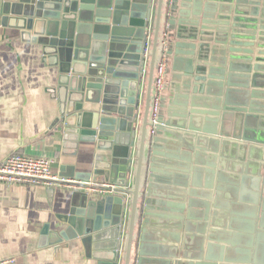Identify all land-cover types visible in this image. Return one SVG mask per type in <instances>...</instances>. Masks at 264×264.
<instances>
[{
	"label": "water",
	"instance_id": "1",
	"mask_svg": "<svg viewBox=\"0 0 264 264\" xmlns=\"http://www.w3.org/2000/svg\"><path fill=\"white\" fill-rule=\"evenodd\" d=\"M231 2L4 0L2 23L58 69L51 90L64 153L77 154L80 143L107 153L90 171L63 164L60 175L114 186L74 190L41 247L57 257L81 248L95 264H184L180 253L188 264H248L254 245L255 264H264V0H236L232 18ZM164 54L178 83L155 124ZM166 190L178 203L160 202ZM226 191L247 206L236 213L234 251L218 213Z\"/></svg>",
	"mask_w": 264,
	"mask_h": 264
},
{
	"label": "crops",
	"instance_id": "2",
	"mask_svg": "<svg viewBox=\"0 0 264 264\" xmlns=\"http://www.w3.org/2000/svg\"><path fill=\"white\" fill-rule=\"evenodd\" d=\"M3 3L4 0H0V163L12 153L24 152L36 157L52 158V169L58 174L63 164H73L78 171H90L95 159L102 158L107 153L98 150L92 143H80L75 155L64 153L62 137L56 125L59 102L51 90L56 86L58 69L44 63L39 46L21 40L18 28L2 23ZM219 4L226 3L219 1ZM229 4L232 12L226 15L232 18L235 17L236 0ZM172 66V62L167 64L166 87L160 104L159 114L165 116V119L174 96V86L177 82L175 77L179 75ZM259 131L252 133L250 130L246 135L259 136ZM261 133L264 135V130H261ZM227 149L230 154L236 153L231 150V145ZM182 151H186L185 147ZM231 171H228L230 177L228 180L238 179V175ZM101 182L98 179L97 182L92 181L90 184L97 185ZM245 184L248 188L252 187L250 180L245 181ZM49 187L54 186L0 182V261L14 257L15 262L11 264H95V261L85 258L81 248L62 249L60 257H57L53 247L40 246L44 227L49 223L55 225L56 215L65 210V203L74 191L72 188L54 187L53 194H50ZM168 191L166 190L165 198L160 202L178 203L172 199L173 195ZM232 195L230 191L222 195L219 200L222 209L218 213L221 219L226 221L227 226L224 230L230 234L226 239L235 244L225 246L234 251L236 233H241V229L236 225V213L242 217L247 206H242L241 202L235 203ZM144 198L145 204L147 193ZM155 211L162 212L158 207ZM201 223L194 221L193 226L197 228ZM230 225L232 229L228 228ZM256 228L261 230L259 224ZM193 236L200 237L196 233ZM250 250L252 252L249 253L248 264H255L254 245ZM182 251H187L188 257L195 253L191 248ZM159 253L164 254L165 250L159 249ZM224 255H228L227 251ZM178 259H181V263H189V259H182V253ZM213 263L221 264L211 260L204 262Z\"/></svg>",
	"mask_w": 264,
	"mask_h": 264
},
{
	"label": "built area",
	"instance_id": "3",
	"mask_svg": "<svg viewBox=\"0 0 264 264\" xmlns=\"http://www.w3.org/2000/svg\"><path fill=\"white\" fill-rule=\"evenodd\" d=\"M148 50L145 53L147 56ZM168 59L164 54L158 69L157 97L154 106V123L160 112L162 93L166 87V72ZM146 73V68L144 69ZM155 133V129L152 130ZM53 159L47 156H32L24 152H15L0 163V182L9 184L46 185L54 187H67L74 190L112 192L114 186L103 183L101 185L83 183L79 180L60 175L52 169ZM104 189H102V188ZM15 258L3 259L0 264H11Z\"/></svg>",
	"mask_w": 264,
	"mask_h": 264
}]
</instances>
